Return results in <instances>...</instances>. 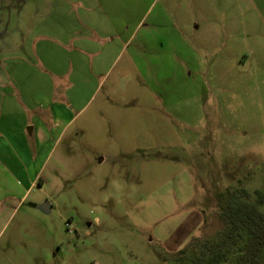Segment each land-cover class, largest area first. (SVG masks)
I'll list each match as a JSON object with an SVG mask.
<instances>
[{
  "label": "rangeland",
  "instance_id": "1",
  "mask_svg": "<svg viewBox=\"0 0 264 264\" xmlns=\"http://www.w3.org/2000/svg\"><path fill=\"white\" fill-rule=\"evenodd\" d=\"M0 53L28 190L0 264H178L233 192L264 193V0H0Z\"/></svg>",
  "mask_w": 264,
  "mask_h": 264
},
{
  "label": "trees",
  "instance_id": "2",
  "mask_svg": "<svg viewBox=\"0 0 264 264\" xmlns=\"http://www.w3.org/2000/svg\"><path fill=\"white\" fill-rule=\"evenodd\" d=\"M255 195L256 200L251 202L248 200L250 194L246 190L241 194L233 192L218 213L222 223L218 235L204 241L193 239L176 253L180 257L178 264L224 263L239 246L245 234L255 240L258 247L264 246V213L260 211V206L264 203V193L256 190ZM193 249H198L196 255L187 257Z\"/></svg>",
  "mask_w": 264,
  "mask_h": 264
},
{
  "label": "crops",
  "instance_id": "3",
  "mask_svg": "<svg viewBox=\"0 0 264 264\" xmlns=\"http://www.w3.org/2000/svg\"><path fill=\"white\" fill-rule=\"evenodd\" d=\"M1 55V53H0ZM2 61V60H1ZM6 61L0 63L1 71L7 72ZM5 75H3L4 77ZM10 81L0 82V228L2 225L3 216L8 210L6 207L7 200L22 199L26 197L28 190L22 186V165L19 161H11L10 158L3 155L5 145L9 142L8 135L11 132L15 133V137H20L23 129L26 128V122L16 118L15 123H10L7 110L9 106L16 103V99L5 96L6 89H9ZM9 91V90H8ZM8 98V99H7ZM7 100V102H6ZM12 100V101H11ZM19 112L21 109L17 106ZM17 149L21 148L20 143L15 142ZM21 151V149H20ZM7 199V200H6ZM6 201V202H5Z\"/></svg>",
  "mask_w": 264,
  "mask_h": 264
},
{
  "label": "water",
  "instance_id": "4",
  "mask_svg": "<svg viewBox=\"0 0 264 264\" xmlns=\"http://www.w3.org/2000/svg\"><path fill=\"white\" fill-rule=\"evenodd\" d=\"M39 208H40L42 211L46 212V213L49 212V205H48V203H45V204H43V205H40Z\"/></svg>",
  "mask_w": 264,
  "mask_h": 264
}]
</instances>
